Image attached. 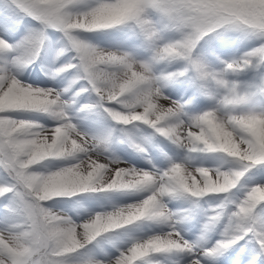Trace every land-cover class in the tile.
I'll use <instances>...</instances> for the list:
<instances>
[{
  "label": "snow or ice",
  "instance_id": "obj_1",
  "mask_svg": "<svg viewBox=\"0 0 264 264\" xmlns=\"http://www.w3.org/2000/svg\"><path fill=\"white\" fill-rule=\"evenodd\" d=\"M0 264H264V0H0Z\"/></svg>",
  "mask_w": 264,
  "mask_h": 264
}]
</instances>
